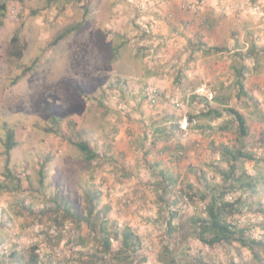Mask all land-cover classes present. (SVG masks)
I'll use <instances>...</instances> for the list:
<instances>
[{"label": "rangeland", "instance_id": "rangeland-1", "mask_svg": "<svg viewBox=\"0 0 264 264\" xmlns=\"http://www.w3.org/2000/svg\"><path fill=\"white\" fill-rule=\"evenodd\" d=\"M0 4V264L33 253L43 264H108L91 260L104 250L86 224L37 216L59 203L84 211L90 190L114 251L113 232L140 237L134 264H264L263 247L258 260L239 242L209 247L193 235L223 195L234 204L227 221L264 242V0ZM15 36L22 57L12 55ZM253 49L254 59L244 56ZM255 59L240 93L236 70ZM202 86L243 114L246 136L228 112L204 116ZM9 132L17 144L7 156ZM79 141L99 158L85 161ZM225 147L252 159L233 160Z\"/></svg>", "mask_w": 264, "mask_h": 264}, {"label": "trees", "instance_id": "trees-1", "mask_svg": "<svg viewBox=\"0 0 264 264\" xmlns=\"http://www.w3.org/2000/svg\"><path fill=\"white\" fill-rule=\"evenodd\" d=\"M20 1L22 2L23 0ZM5 10H6V4H0V12ZM76 29H78V26L66 30L57 37L54 43H58V41L65 39L70 33H72ZM18 42L19 39L15 36L12 40V46H13L12 49H15L14 46H18ZM216 51L219 52L220 50L218 49ZM261 51H262L261 53H264V50ZM255 52L256 50L253 49L244 56L254 59L253 56L256 55ZM258 52L260 51L258 50ZM12 55L17 57H22V52H19L15 49L12 51ZM255 63L258 65L259 60L255 59ZM246 68L248 67L244 66L242 72H239L240 70H236V74H235L238 78L236 85L239 87L240 93H246L245 86L242 83V80H244L246 74L248 73L246 71L247 70ZM248 70L252 72V70L255 69L253 68ZM158 97L159 96H157V98ZM204 99L207 102L205 107L208 109V112L204 114V116L214 115V118L219 119L224 115L225 112H228L229 114L235 117L239 125L241 135L246 136L248 134L247 132L248 128L246 125L245 117L237 109L229 108V107L227 108L225 102H223V100L218 101V98H216V96H214V99L212 101H208L206 98ZM215 99L216 101H218V104L211 105V103H213ZM195 118L192 117L191 119H189L191 124H193V121H196V123L193 125L197 124V119ZM16 144L17 143L14 140L13 132H9L7 136V140L5 142V149L7 156H10V152ZM76 147L83 155L84 160L87 162H92L95 159H98L100 156L98 152L85 141L77 142ZM223 153L233 158V160H238L239 158H246L250 160L252 159L251 156L244 155L243 152H237L236 154L228 147H225L223 149ZM231 167L233 170H235V165ZM221 175L223 177L224 175L225 177H228L229 173L223 171L221 172ZM246 186L247 188H250L252 191L255 187V184L252 181H250V183H247ZM205 188L206 189L209 188L208 184L205 186ZM189 190L193 191L194 189L192 186H190ZM196 191L197 190H195V192ZM85 196H86L85 197L86 205L84 211L81 212L78 210L73 211L71 206H63L62 204L59 203L54 207L47 208L38 212L37 216H39L41 219H44L46 217H51V219H54L55 217V221H58L59 217H62L64 221L70 220L71 222H75L78 227L82 226L83 223L86 224L88 227L87 230L89 232H93L92 234L94 235L93 239L96 241H101V243L103 244L104 256H102L103 258H99L100 257L99 254H93L92 256H90V258L94 262L106 260L108 264H134L135 263L134 254L136 252H139L142 247V241L140 237L131 228L128 227H125L119 233L113 232L114 238L119 240L120 242V247L116 251H114L112 245V239L109 238V234H107L109 228L108 220H106L105 218H101L99 213L94 214L96 207L98 205V201L100 199L99 192L90 190L86 192ZM233 207L234 204L232 202L224 201L223 195H221L220 197L213 196L209 200L208 206L206 208L207 218H200L197 221V224L200 227L199 230L195 232L193 235H195L202 243H204L209 247H214L216 245H220L221 243H233L234 241L239 242L241 246L247 248L256 259L260 260V257L258 256V253L256 252L255 249L256 247L264 248V242L256 239H252L250 236L246 235L245 230L243 229L239 230L236 224L229 223L227 221V218H225V215L230 210H232ZM79 239L83 240V237L81 236V238L79 237ZM40 260H41L40 255L38 253L37 254L33 253L29 262H27L26 264H43ZM48 261L51 262L50 264L53 263L51 260Z\"/></svg>", "mask_w": 264, "mask_h": 264}, {"label": "built area", "instance_id": "built-area-1", "mask_svg": "<svg viewBox=\"0 0 264 264\" xmlns=\"http://www.w3.org/2000/svg\"><path fill=\"white\" fill-rule=\"evenodd\" d=\"M159 91L158 90H156V89H151L149 92H148V96H149V98H150V100L153 102V103H156V100H157V96H158V93ZM197 94L199 95V96H202V97H204V98H206V99H208V101H212L213 99H214V93L211 91V90H209V89H207L205 86H202V87H200L199 89H198V91H197ZM180 104H178V106H179ZM196 123V121H193V124H195ZM189 125V122H188V120L187 119H185V121H184V125L182 126L184 129H186V127ZM181 154V153H180Z\"/></svg>", "mask_w": 264, "mask_h": 264}, {"label": "crops", "instance_id": "crops-1", "mask_svg": "<svg viewBox=\"0 0 264 264\" xmlns=\"http://www.w3.org/2000/svg\"><path fill=\"white\" fill-rule=\"evenodd\" d=\"M212 19V21L211 20H206L205 22L206 23H208L209 25H210V27H209V29H210V31L211 30H215L216 28L214 27L215 25L214 24H217V21L216 20H214L213 18H211ZM218 23H219V21H218ZM214 28V29H213ZM220 28V27H219ZM212 32V31H211ZM256 63L255 62H253V66H255L254 68H255V70L257 69V67H256V65H255ZM247 69V70H246ZM245 70L248 72L247 74H251V71H249L248 69L249 68H246ZM252 72H254V70H252ZM236 78V77H235Z\"/></svg>", "mask_w": 264, "mask_h": 264}]
</instances>
